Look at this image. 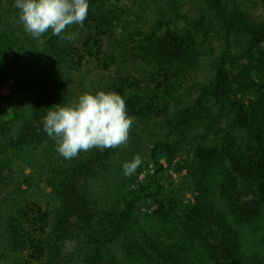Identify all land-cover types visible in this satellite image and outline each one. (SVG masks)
Listing matches in <instances>:
<instances>
[{
	"label": "rangeland",
	"instance_id": "374dc122",
	"mask_svg": "<svg viewBox=\"0 0 264 264\" xmlns=\"http://www.w3.org/2000/svg\"><path fill=\"white\" fill-rule=\"evenodd\" d=\"M174 1L119 0L112 5L118 10V14L134 21L135 27H140L143 31L154 21L169 17L172 8L177 11L173 20L177 18L181 25L185 15L194 19L200 11L206 16L207 28L210 27V20L215 27L208 37L198 42V63L184 80L171 88L168 94L172 99L162 96L157 101L159 110H163L162 114L140 126L144 131L141 135L138 133L134 150L136 156L141 157L142 163L137 168L136 179L125 176L121 170L124 162L133 159L129 146L135 142L130 133L127 144L118 146L116 153L109 157V170L113 176H107L109 179L106 186H102L103 192L108 193L109 205L115 207L117 218L123 205L117 208L115 193L118 191L120 197L128 195V201L134 199L138 206L135 210L137 222H132L125 235L115 242H111L108 237L96 241V245H103L102 260L98 262L93 258L90 263L159 264L145 251L148 244L156 241L160 247L168 245L172 250L169 252H175L179 258V264H214L210 250L204 248L206 245L186 231L185 217L199 202V205L223 216L235 233V264H264V202L257 219L248 224L241 223L234 219L226 192V187L233 189V181L237 177L236 162H239L241 165L254 167L261 186L259 189H262L264 196V80L257 79L251 72L254 60L258 59L261 50L248 51L247 40L239 32L230 37V56L226 69L235 86L230 94L220 99L204 100L188 125L179 128L177 132H171L169 122L189 101L195 102L197 98L192 97H198L201 86L213 77L224 40L223 29L214 18L213 10L205 7L206 2L178 0L174 5ZM223 2L230 9L239 8L254 20L264 19V0ZM12 9L5 2L0 3L3 25L6 30L8 24L11 25L10 32L14 34L17 49L23 50V56L20 52L18 73H10L0 90V126H8L17 108L33 105L35 95L25 98L22 92L15 90V82L19 75L30 78L31 62L37 59L35 52L44 53L45 40L51 35L49 31L39 38H33L30 34L21 32L23 30L19 24H16V35V28L9 15ZM65 34L74 37L71 41L58 37L65 46L80 48L85 40L84 30L79 25L68 26ZM110 49L111 42L106 41L104 56H98L101 61L110 62L108 69L98 67L93 57L84 59V66H81L80 71L63 68L58 72V90L65 100L64 106L74 104L86 92H108V88L114 84L123 86L126 97L133 96L134 91L140 89L138 94L142 96L143 102L151 101L147 89L151 87L145 81L142 67L129 60L121 49L115 50L114 55H109ZM111 57L114 59L110 61ZM236 85L237 89H241V94L237 97L239 101L260 99L257 105L262 109L258 110L257 125L251 123L249 129L237 128L234 125V113L228 108ZM252 87L255 89L252 90ZM12 125L13 123L9 126ZM158 143L165 146L163 149L158 147L162 152L153 160L151 151ZM201 149L218 150L220 155L216 158L208 157V163L203 165L195 156ZM13 151L0 147V169H5L8 184L10 183L6 190L8 196L0 198V264H82L84 253L80 251L79 255L75 254L72 258L74 243L65 238L63 233H59L61 225L55 223L58 197L48 188L45 174L35 168L40 167L37 160H42L43 157L35 155L33 149L17 154ZM19 158L25 162V166L20 163ZM100 189L99 185L93 186L90 194L98 198L101 196ZM164 212H169L170 216L159 219L157 214Z\"/></svg>",
	"mask_w": 264,
	"mask_h": 264
},
{
	"label": "trees",
	"instance_id": "16d2710c",
	"mask_svg": "<svg viewBox=\"0 0 264 264\" xmlns=\"http://www.w3.org/2000/svg\"><path fill=\"white\" fill-rule=\"evenodd\" d=\"M118 1L89 0L87 19L83 27L80 26L85 33V40L80 48L65 46L57 36L52 34L46 38L44 53L35 52L37 59L31 62L30 78L26 79L19 75L15 82V90L22 92L25 98L35 95L33 105L17 108L8 126H0V147L4 150H14L13 153L17 154L20 151L26 153L33 149L35 155L40 154L43 157L42 160H37L40 167L35 168L45 174L48 188L52 189L58 197L59 206L55 212V223L58 226L61 225L59 233H63L65 238L74 243L72 258L75 254L79 255L80 251L84 253L82 264H92L90 260L93 258L101 262L103 245H96L95 242L101 241L104 237L115 242L124 236L131 223L137 222L135 210L138 206L134 199L131 198L128 201V195L120 197L117 191L114 195L117 208L123 205L117 218L115 207L109 205L108 193L103 192L102 186H106L109 179L107 176H113L109 170V157L114 152L116 153L118 147L105 150L93 148L87 152H80L72 159L56 155V142L43 131V118L48 108L65 105V100L58 90L60 88L58 72L63 68L69 71H80L81 66H84V59L93 57L98 67L108 69L110 62L101 61L98 57L105 52L106 41L111 42L109 55H114L115 50L121 49L129 60L140 65L144 70L145 81L151 87H147L150 102H143L142 96L138 94L140 89H136L133 96L126 97L122 85L114 84L108 88V92H115L125 100L127 113L134 118L130 134L135 142L138 133L141 135L144 131L140 129V126L162 114L163 110H159L157 101L162 96L172 99V96L168 94L171 88L182 79L184 80L195 68L200 56L198 42L208 37L215 27L210 20V27L207 28L206 16L200 11L194 19L185 15L181 25L177 18L173 20L177 11L172 8L169 17L154 21L146 31H143L140 27H135L134 21L124 19L121 14L117 13L118 10L112 5ZM198 1L206 2L205 7L213 10L214 18L223 29L224 40L221 44V56L215 65L213 77L201 86L198 97H192L197 98L195 102L189 101L169 122L171 132H177L179 128L188 125L193 118L192 115L204 100L220 99L230 94L235 85L228 74L226 63L230 56L229 39L235 33L239 32L245 36L248 51L261 50L258 59L254 60L251 72L257 79L264 80V19L257 21L237 7L230 9V6L223 0ZM1 2L13 7L9 15L17 35L16 24H19V21L14 0H0ZM177 2L178 0H175L174 5ZM10 26L8 24L7 30L5 29L0 11V90L3 89L10 73H18L20 52L23 51L17 49V43L13 39L14 34L9 29ZM90 51L94 53H88ZM113 59L111 57L110 61ZM248 76L251 77L250 74ZM239 94H241V89H237L236 85L228 108L231 109L232 114L234 113V125L237 128L249 129L251 123L256 124L258 110L262 109L257 105L260 99L256 101L240 99L239 101L237 99ZM11 123L13 125L9 126ZM253 129L256 130V127ZM135 144L136 142L129 146L132 158L137 154L134 150ZM164 146L158 143L152 151L150 150L153 160L159 152H162L158 147L163 149ZM218 155H220L218 150L202 149L195 154L203 165L208 163V157L216 158ZM19 161L25 166L21 158ZM236 166L237 177L233 181V189L224 187H226L234 219L248 224L259 216L260 207L264 202L263 191L259 189L261 186L257 181V172L254 167L241 165L239 162H236ZM137 174L136 170L129 178L136 179ZM7 177L5 169L1 168L0 198L7 195L6 190L10 185ZM97 185L101 188V196L94 198L90 194V189ZM199 204L197 202L193 209L187 212V215L185 214L186 231L190 235L194 234L203 245H206L204 248L210 250L214 264H235L237 245L235 233L223 216ZM165 216H170V213L157 214L159 219H164ZM143 238L147 240L146 237ZM145 251L159 264L180 263L175 252L170 253L169 251L172 250L166 244L160 247L156 241H152L145 247Z\"/></svg>",
	"mask_w": 264,
	"mask_h": 264
},
{
	"label": "clouds",
	"instance_id": "9594fccd",
	"mask_svg": "<svg viewBox=\"0 0 264 264\" xmlns=\"http://www.w3.org/2000/svg\"><path fill=\"white\" fill-rule=\"evenodd\" d=\"M18 21L24 33L39 38L51 31L62 40L68 26L83 27L89 12V0H14ZM134 118L127 113L125 100L115 92L83 93L74 104L48 108L43 131L56 142V152L72 159L93 148L105 150L126 145ZM140 156L124 162L125 176L133 175L141 165Z\"/></svg>",
	"mask_w": 264,
	"mask_h": 264
}]
</instances>
